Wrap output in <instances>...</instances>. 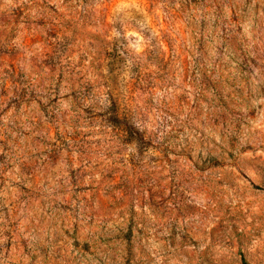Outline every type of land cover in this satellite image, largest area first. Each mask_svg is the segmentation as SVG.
<instances>
[{
  "label": "rangeland",
  "instance_id": "374dc122",
  "mask_svg": "<svg viewBox=\"0 0 264 264\" xmlns=\"http://www.w3.org/2000/svg\"><path fill=\"white\" fill-rule=\"evenodd\" d=\"M0 264H264V0H0Z\"/></svg>",
  "mask_w": 264,
  "mask_h": 264
}]
</instances>
